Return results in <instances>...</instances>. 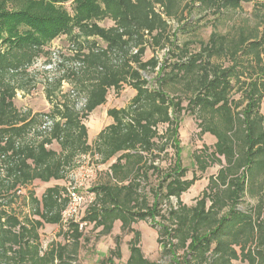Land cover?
Here are the masks:
<instances>
[{"label":"trees","instance_id":"1","mask_svg":"<svg viewBox=\"0 0 264 264\" xmlns=\"http://www.w3.org/2000/svg\"><path fill=\"white\" fill-rule=\"evenodd\" d=\"M251 1L0 0V264H80L86 222L103 237L112 235L116 223L122 235H134L125 264H160L145 256L135 228L157 218L158 244L168 264H264V19L255 26L245 20L233 33L213 32L198 50L192 41L178 45L170 24L190 33L185 13L196 3L218 15ZM257 1L264 8V0ZM106 20L110 27L100 25ZM62 36L71 37L77 49L67 59L71 65L61 63L62 75L47 83L51 110L19 109L18 92L33 84L39 60L51 64L48 48ZM165 48L176 61L144 59L147 51ZM156 71L151 85L143 73ZM64 82L83 95L80 109L71 93L60 97ZM178 85L190 93L186 107L171 96ZM125 86L136 95L127 108L108 111L113 124L90 144L84 121L107 103L110 90L120 93ZM185 113L196 117L202 134L216 139L193 163L202 172L220 166L193 206L182 201L198 181L187 177L182 161L179 127ZM160 126H167L165 133ZM169 148L174 159L160 167L156 162ZM83 156L101 165L112 161L109 182L88 190L94 201L82 221L65 224L70 196L60 183ZM36 182L56 184L40 198L29 192V213L18 214L13 204ZM247 197L258 204L241 211L238 205ZM46 226L58 227L64 241L45 248ZM122 235L98 264L123 260Z\"/></svg>","mask_w":264,"mask_h":264},{"label":"rangeland","instance_id":"2","mask_svg":"<svg viewBox=\"0 0 264 264\" xmlns=\"http://www.w3.org/2000/svg\"><path fill=\"white\" fill-rule=\"evenodd\" d=\"M243 8L237 12L229 10L228 12H221V14L214 15L213 10L203 11L199 9L197 3L193 10H188L185 13L184 23H189L194 29L190 33H182L179 31L178 23L171 21L170 24L173 27V32L177 35L176 42L178 45L182 46L188 41H192L193 44L190 46L192 50H198L200 41L208 42L211 34L217 32L219 34L233 33L237 27L244 23L245 20H249V23L253 26L260 24L264 19V8L257 0H252L250 3H245ZM65 8L69 11L71 10V5L66 4ZM71 12V11H70ZM218 17V20H215ZM101 26L110 27L112 22L106 20L100 23ZM178 30V32H177ZM83 43V48L87 50V43L84 39H80ZM85 42V43H84ZM75 45L73 39L68 36H62L52 42L49 46L48 51L51 54V64L53 69H47L46 59H41L32 69V74L35 77L33 84L30 85L27 91H19L17 98L15 100L16 105L21 110H31L33 113H46L52 108V104L47 100L45 88L47 83L53 81L54 79L62 75L63 67L62 64L66 63V66L71 65V61L67 62V59H73L75 50ZM169 49L165 48L163 50L147 51L144 59L149 60L153 56L159 58L161 62L163 61H176V58L168 54ZM62 63V64H61ZM169 63V62H168ZM228 65V64H227ZM157 71L154 73H143V76L151 85H155V78L157 76ZM176 92L172 93V97H179L182 99L183 107H186L189 103L190 93L186 90L183 85H178L175 88ZM72 94L74 100L78 104V108H81L84 102L83 95L79 94L76 90V86L72 83L64 82L62 86V93L60 97ZM136 95V91L130 86H125L120 93L115 90H110L107 103L102 107L98 108L88 117L84 123L88 128L89 132V143L94 144L98 134L105 129L107 126L113 124V119L108 116V111L110 109H123L127 108L131 103V100ZM240 94H235L234 97L237 99ZM56 99L54 98V101ZM262 113L264 114V102L262 105ZM167 126H160L159 131L161 134L165 133ZM179 141L181 148L182 161L185 167L189 168L187 177L193 178L198 177L196 184L182 196V201L188 206H193L196 200L203 194L209 185L211 177H214L220 166L218 164L208 168L206 172H202L198 169L194 162V155H205V150L207 148L213 149L216 139L210 134H202L199 122L196 117L189 113H185L182 117L180 127H179ZM55 149L59 150L57 145L54 146ZM174 159V151L169 148L164 154H162V159L157 160L156 164L160 167L166 168L172 163ZM114 161V160H113ZM112 161L108 164H98L97 158L93 156H83L78 159V163L75 169H73L69 175L66 182L60 184L68 186V188H76V192L82 197L87 196V192L90 188L98 185H102L109 182V167L112 165ZM55 182L51 183H41L36 182L32 186L22 190L21 198L13 204V209L17 211L18 214L29 213V208L27 205V196L29 192H34L38 198L42 196L44 191L53 185ZM151 186L156 185V178L151 176L150 181ZM85 198V197H84ZM86 199V198H85ZM174 205L177 204L175 198L172 199ZM85 204V202H84ZM258 204V201L251 199L249 197L242 199L238 205V209L241 211H250L254 209ZM88 203L85 207H82L80 214V221H82L86 215ZM167 208V205H163V210ZM160 219L157 218L154 221L148 220L143 221L135 225V228L141 232V248L145 256L153 261H157L160 264H168L170 259L163 256L162 248L158 244V231L160 229ZM121 229V228H120ZM60 229L55 226H46L41 230V240L44 247H48L49 244L53 242H63V238L59 236ZM83 231L85 235V241L82 243V251L80 254V264H98L103 258L108 256L109 251L115 249L116 236L122 235L119 227L114 230V233L110 236H101V229H96L93 224H88L87 222L83 226ZM134 235H122L121 238V248L124 251L123 260L116 261L115 264H125L127 256L130 255L129 242ZM182 256L183 254L180 253Z\"/></svg>","mask_w":264,"mask_h":264},{"label":"built area","instance_id":"3","mask_svg":"<svg viewBox=\"0 0 264 264\" xmlns=\"http://www.w3.org/2000/svg\"><path fill=\"white\" fill-rule=\"evenodd\" d=\"M76 66H79V64H76ZM47 69H53L52 64H49L47 66ZM75 190H76L75 187L73 189L69 188L70 203L66 211L63 214V219H64L63 221L65 224L71 221H75L79 223L80 222L79 218H80L82 207L84 208L86 203H88L89 205L94 201V195L87 194V196H84L86 198L85 199L80 194H78ZM83 226L84 224H81V228Z\"/></svg>","mask_w":264,"mask_h":264},{"label":"crops","instance_id":"4","mask_svg":"<svg viewBox=\"0 0 264 264\" xmlns=\"http://www.w3.org/2000/svg\"><path fill=\"white\" fill-rule=\"evenodd\" d=\"M101 107H102V106H101ZM118 227H119V230H121V229H120V228H121V224H120V223H116V224H115L114 229H113V233H114V230H116ZM137 230H138V229H137ZM113 233H112V234H113ZM157 237H158V235H157ZM123 256H124V251H123ZM129 256H130V255L127 256V259L129 258Z\"/></svg>","mask_w":264,"mask_h":264}]
</instances>
